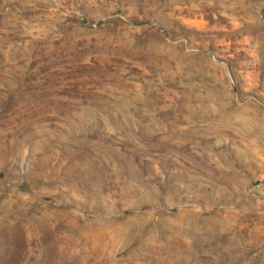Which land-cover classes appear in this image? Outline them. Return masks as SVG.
Returning <instances> with one entry per match:
<instances>
[{
	"label": "rangeland",
	"instance_id": "rangeland-1",
	"mask_svg": "<svg viewBox=\"0 0 264 264\" xmlns=\"http://www.w3.org/2000/svg\"><path fill=\"white\" fill-rule=\"evenodd\" d=\"M0 264H264V0H0Z\"/></svg>",
	"mask_w": 264,
	"mask_h": 264
}]
</instances>
